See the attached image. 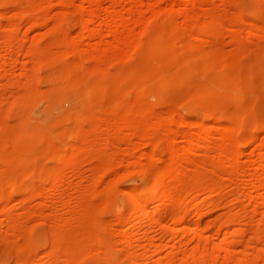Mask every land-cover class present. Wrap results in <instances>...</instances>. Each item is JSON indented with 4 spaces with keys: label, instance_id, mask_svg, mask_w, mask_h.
<instances>
[{
    "label": "rangeland",
    "instance_id": "obj_1",
    "mask_svg": "<svg viewBox=\"0 0 264 264\" xmlns=\"http://www.w3.org/2000/svg\"><path fill=\"white\" fill-rule=\"evenodd\" d=\"M198 243L264 264V0H0V264Z\"/></svg>",
    "mask_w": 264,
    "mask_h": 264
},
{
    "label": "bare ground",
    "instance_id": "obj_2",
    "mask_svg": "<svg viewBox=\"0 0 264 264\" xmlns=\"http://www.w3.org/2000/svg\"><path fill=\"white\" fill-rule=\"evenodd\" d=\"M165 203H166V198H165V197H162L161 200L159 201V204L154 208V211H153L152 213H153V214H158V213L161 211V209L163 208V206L165 205ZM201 206H202L201 204L198 205L199 208H200ZM199 210H200V209H199ZM205 215H206L205 212L199 211V212H197L196 215H195V218H196L195 220L199 221V220H201L202 217L205 216ZM187 218H188L187 216H182V217H180V218H177V219H176V222H177L178 226H179V225L182 226V225L185 223V221L187 220ZM173 220H174L173 218H172V219H167V221H165L164 224H165V225L171 224ZM152 221H153V223L156 222V220H152ZM156 223H157V222H156ZM198 223H199V222H198ZM181 230H182V229H181ZM181 230L178 229V230L175 232V234H174L175 237L180 236ZM198 244H199V245H197V248L195 249V252H198V253L200 252V253H201L200 256H202V255H203V256L200 257L201 261H200V262H197L196 264H206L207 261L212 260L213 251L207 249L206 246H202L201 243H198ZM231 248H232V244H230V243H225V244H223V245H221V246L218 247V249H219L220 251L224 252V253H223V254H224V256H223L224 258H226L227 256H229L228 254H229V252H231V251H230ZM202 249H203V250H202ZM195 252H193V254H196ZM220 256L222 257V254H221ZM214 262H215V261H214ZM157 264H162V263L158 262ZM165 264H171V263H170V261H167ZM185 264H193V263H189V262H187V263H185ZM214 264H221V263H219V262H215ZM236 264H247V263L244 262V261H241V260H237Z\"/></svg>",
    "mask_w": 264,
    "mask_h": 264
}]
</instances>
